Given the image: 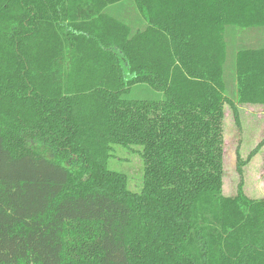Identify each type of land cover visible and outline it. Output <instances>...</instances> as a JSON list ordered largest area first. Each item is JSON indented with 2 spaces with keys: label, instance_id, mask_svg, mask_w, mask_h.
<instances>
[{
  "label": "trees",
  "instance_id": "16d2710c",
  "mask_svg": "<svg viewBox=\"0 0 264 264\" xmlns=\"http://www.w3.org/2000/svg\"><path fill=\"white\" fill-rule=\"evenodd\" d=\"M254 29L264 0H0V264H264V199L222 191Z\"/></svg>",
  "mask_w": 264,
  "mask_h": 264
},
{
  "label": "rangeland",
  "instance_id": "374dc122",
  "mask_svg": "<svg viewBox=\"0 0 264 264\" xmlns=\"http://www.w3.org/2000/svg\"><path fill=\"white\" fill-rule=\"evenodd\" d=\"M250 31L238 36L236 46L252 43L253 37L254 42L257 40L254 47L264 43V29ZM235 107V112L225 107L222 121V191L233 196L241 188L250 198L264 199V106ZM140 150L117 147L107 162L109 169L128 177L127 189L132 192H139L142 187V163L136 154Z\"/></svg>",
  "mask_w": 264,
  "mask_h": 264
}]
</instances>
